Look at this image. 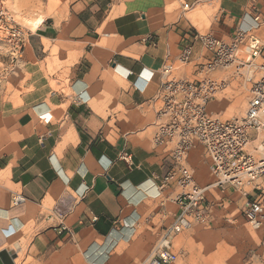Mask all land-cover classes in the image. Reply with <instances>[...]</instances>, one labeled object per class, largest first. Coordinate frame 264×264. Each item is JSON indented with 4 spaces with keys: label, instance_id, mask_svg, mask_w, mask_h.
I'll return each mask as SVG.
<instances>
[{
    "label": "crops",
    "instance_id": "0c3cea01",
    "mask_svg": "<svg viewBox=\"0 0 264 264\" xmlns=\"http://www.w3.org/2000/svg\"><path fill=\"white\" fill-rule=\"evenodd\" d=\"M180 1L193 12L209 11L201 22L205 34L227 41L241 29L264 42V0ZM84 5H75L79 13ZM149 7L133 18L125 54L121 46L112 53L93 46L102 21L89 30L87 21L73 16L74 28L63 30L44 19L30 34L41 57L31 49L33 59L21 62L18 92L0 95V122L8 134L0 146V264H139L151 239L172 222L178 188L158 189L171 161L152 145L160 69L174 63L185 44L193 45L191 64L203 51L191 39L199 31L186 15L168 23L162 10ZM59 36L68 50L55 69L43 43L53 46ZM108 65L110 76L125 77L124 88L100 80ZM137 78L138 85L148 82L143 93L132 86ZM112 101L117 111L106 113ZM119 108L153 120L122 133L126 117ZM193 152L187 161L192 172L197 153L208 169L201 151ZM14 193L24 199L16 208Z\"/></svg>",
    "mask_w": 264,
    "mask_h": 264
},
{
    "label": "built area",
    "instance_id": "2783aa9c",
    "mask_svg": "<svg viewBox=\"0 0 264 264\" xmlns=\"http://www.w3.org/2000/svg\"><path fill=\"white\" fill-rule=\"evenodd\" d=\"M186 9L185 5L183 10ZM27 37L4 0H0V42L12 60L21 55ZM191 39L203 51L201 61L192 64V80L174 76L176 64L191 65L192 44L183 45L176 61H166L160 69L161 83L156 93L159 108L152 137L154 150L171 161L158 189L162 192L175 183L178 192L173 202L177 213L139 264H174L178 253L172 251V240L194 227L213 226L218 208L223 211L236 193L245 200L239 215L254 230L264 228V42L254 31L241 29L227 41L197 31ZM239 52L247 59L240 60ZM231 69L244 71L248 99L241 118L222 121L207 112L208 103L225 88V80L211 74ZM138 79L132 86L143 93L148 82L143 80L138 85ZM195 149L207 160L212 175V181L203 186L187 166L188 156ZM215 192L222 198L217 200ZM23 201L21 194L14 193L11 206L16 208Z\"/></svg>",
    "mask_w": 264,
    "mask_h": 264
},
{
    "label": "rangeland",
    "instance_id": "374dc122",
    "mask_svg": "<svg viewBox=\"0 0 264 264\" xmlns=\"http://www.w3.org/2000/svg\"><path fill=\"white\" fill-rule=\"evenodd\" d=\"M80 1L4 0L5 7L28 37L21 55L16 60L10 58L7 48L0 42V95L18 92L17 86L24 81L21 62L33 59L30 54L31 49L37 58L41 57L38 43L29 37L33 32L27 25V21L44 17L45 20H51L57 29L63 30L74 28L73 16H78L81 21L82 19L87 21L88 26H91L89 30H94L96 23L102 21L96 35L91 34L99 38L98 41L92 42L93 46L111 48L110 53L114 51L115 45L121 46V52L125 54L123 48L132 41L126 38L133 31L132 20L141 14L144 15L148 9L152 8L149 7L150 4L165 13L168 23L176 21L183 13L197 27L200 34H205L201 29V22H206L205 15L209 14V11L206 10L194 12L189 9L183 10L185 5L180 0H144L150 4H143V0H86L87 5H84L86 10L79 13L80 9H76L75 5ZM64 40L62 36H59L53 46L43 43L46 49L50 48L46 54L49 57L47 63L50 66L53 65L55 69H58L61 66L60 62L65 60V52L68 49L61 44ZM59 47L62 48L60 51ZM256 63L259 64L261 61L258 59ZM192 64L186 67L176 64L174 76L178 79L192 80ZM110 69V65L105 66V70L100 74V80L115 83L116 87L124 88L125 77L110 76L109 74H112ZM211 76L225 80V88L216 94L213 101L208 103V114L222 121L241 118L248 99V84L245 82L244 71L236 72L232 69L217 71ZM116 109V105L112 101L108 105L106 113L116 112ZM119 110L126 117L122 124V133H135L146 128V125L153 120L152 117L150 120H144L143 115L137 110L121 108ZM105 132L108 134L109 129L107 128ZM7 141L8 134L0 122V146ZM191 152L194 154L193 151ZM195 158V163L192 166L195 168L193 176L195 181L203 186L212 181V175L201 162L199 153ZM3 179L4 176L0 173V187L3 186ZM213 195L217 200L222 198V194L219 192H215ZM227 195L230 193L227 192ZM244 202L241 195L236 193L225 203L223 211L220 212L218 208L217 219L213 226L194 227L189 232L174 238L172 251L178 253V259L174 264H264V228L254 230L239 215ZM155 240V238L151 239V244ZM11 249L17 251L13 246Z\"/></svg>",
    "mask_w": 264,
    "mask_h": 264
},
{
    "label": "bare ground",
    "instance_id": "6f19581e",
    "mask_svg": "<svg viewBox=\"0 0 264 264\" xmlns=\"http://www.w3.org/2000/svg\"><path fill=\"white\" fill-rule=\"evenodd\" d=\"M43 20L44 17H38L34 20L27 21V25L30 27L31 31L34 32L42 24ZM238 58H240V60H246L247 56L244 53L239 52Z\"/></svg>",
    "mask_w": 264,
    "mask_h": 264
},
{
    "label": "water",
    "instance_id": "95a60500",
    "mask_svg": "<svg viewBox=\"0 0 264 264\" xmlns=\"http://www.w3.org/2000/svg\"><path fill=\"white\" fill-rule=\"evenodd\" d=\"M11 256V254H10ZM13 258V256H11ZM0 258L2 259V253L0 254ZM4 264H8L7 262H4Z\"/></svg>",
    "mask_w": 264,
    "mask_h": 264
}]
</instances>
